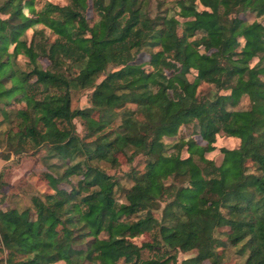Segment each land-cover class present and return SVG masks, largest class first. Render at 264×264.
<instances>
[{"label": "trees", "instance_id": "16d2710c", "mask_svg": "<svg viewBox=\"0 0 264 264\" xmlns=\"http://www.w3.org/2000/svg\"><path fill=\"white\" fill-rule=\"evenodd\" d=\"M35 1L0 3L3 118L25 101L3 141L45 145L65 167L45 172L52 190L33 195L32 208L0 207L4 264H170L191 249L180 264H221L230 239L241 264H264V22L238 14L263 15L264 0H176L159 16L150 0ZM140 51L147 60L135 61ZM202 82L215 90L200 96ZM83 88L90 104L80 107ZM192 121L199 137L177 136ZM219 133L237 144L221 146L216 163L206 153ZM119 153L130 164L145 156L128 169L129 187L100 163L118 166ZM144 232L150 239L133 240Z\"/></svg>", "mask_w": 264, "mask_h": 264}, {"label": "rangeland", "instance_id": "374dc122", "mask_svg": "<svg viewBox=\"0 0 264 264\" xmlns=\"http://www.w3.org/2000/svg\"><path fill=\"white\" fill-rule=\"evenodd\" d=\"M59 4L67 3L68 0H51ZM1 3V0H0ZM42 3V0H36L35 4L38 7ZM148 11L151 16H159L162 14L174 13L178 6L176 0H150ZM240 9V7H236ZM86 15L90 19H94L95 14L90 7L86 9ZM238 14L246 19L247 21H252L254 19L264 22V14L257 15L255 12L250 10L238 11ZM30 30L27 31L26 36L30 37ZM202 49V47H200ZM148 54L145 51H140L136 54L135 61H145L148 59ZM42 64L47 66L48 60L43 58L41 59ZM17 62L22 66L25 65V62L19 56ZM145 67H148L145 64ZM103 75H100L98 80ZM192 76V74H190ZM215 86L212 83L202 82L199 87V95H204L214 89ZM215 90V89H214ZM90 88H83L79 92L78 98L74 99V105L80 107L87 106L90 104L88 99V94L90 93ZM247 99L243 96L240 99L238 107H245L247 104ZM25 101L20 98L19 100L13 102L8 107L11 108V118L12 120L4 119L3 115L0 113V207H16L22 209L26 206L32 205V196L39 195L43 196L47 191H51V187L48 183V180L45 176L46 171H52L53 173H61L65 167V161L57 153L49 154L47 147L45 145L34 146L31 143L26 144L25 149L17 151L15 147L17 145L10 146L3 141L5 135V130L16 122V117L13 114V109L15 107L24 106ZM76 129L81 135L84 133L83 124L80 118H74ZM15 128V127H14ZM193 134L196 138L199 137L197 133V126L195 122H190L186 125L181 126L178 129L177 136L183 134ZM167 142L171 141L170 138L165 137ZM201 142H205L202 140ZM215 148L209 150L206 155L212 157L216 163H220L222 159V153L220 151L221 146L233 147L237 144V141L232 137H226L224 133H219L216 135V141L214 142ZM173 147H168L167 150H172ZM186 151L184 152V154ZM120 164L118 166L112 167L109 166L106 162L101 161V165L110 173H114L119 176L121 185L123 187H129L132 183L129 175L127 174L128 169L132 164L136 165L138 168H141L144 164L145 156L143 154H138L132 164H130L126 157L119 153ZM78 177L76 175L71 176V181H76ZM170 178L165 179V182H169ZM61 187H70V184L66 181L59 183ZM115 198L118 200H125L124 197V188L115 187L113 192ZM165 200L159 199L157 204L153 207L152 213L155 216H160L162 208L164 206ZM228 229L227 226H220L214 230V234L226 239V234L224 231ZM145 239H150L149 232H144L133 237V240L140 242ZM231 241L227 242V245L223 251V260L221 264H241L244 257H240L236 252L237 245H232ZM196 253V249H191L187 251L177 250L176 251V262H170V264H180L181 260L185 257L193 255ZM148 251L144 250L143 255H147ZM5 252L0 251V264H4ZM89 260H86L85 263L88 264ZM52 264H66L64 260H58ZM201 264H210L209 260H204Z\"/></svg>", "mask_w": 264, "mask_h": 264}]
</instances>
